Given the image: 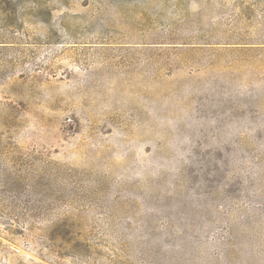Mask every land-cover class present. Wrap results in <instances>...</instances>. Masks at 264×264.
<instances>
[{
	"label": "rangeland",
	"instance_id": "374dc122",
	"mask_svg": "<svg viewBox=\"0 0 264 264\" xmlns=\"http://www.w3.org/2000/svg\"><path fill=\"white\" fill-rule=\"evenodd\" d=\"M0 264H264V0H0Z\"/></svg>",
	"mask_w": 264,
	"mask_h": 264
}]
</instances>
